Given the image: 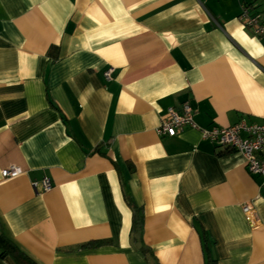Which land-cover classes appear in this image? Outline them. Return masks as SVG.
<instances>
[{"label": "crops", "instance_id": "0c3cea01", "mask_svg": "<svg viewBox=\"0 0 264 264\" xmlns=\"http://www.w3.org/2000/svg\"><path fill=\"white\" fill-rule=\"evenodd\" d=\"M243 4L264 21V0H0V170L23 168L0 174V234L39 264H264V179L156 130L184 102L203 128L262 121Z\"/></svg>", "mask_w": 264, "mask_h": 264}, {"label": "built area", "instance_id": "2783aa9c", "mask_svg": "<svg viewBox=\"0 0 264 264\" xmlns=\"http://www.w3.org/2000/svg\"><path fill=\"white\" fill-rule=\"evenodd\" d=\"M239 18L244 26L251 28L254 33L264 36V21L249 12V6L243 4ZM110 71L105 72L106 78H110ZM185 125H190L200 130L202 137L216 141L218 144L240 152L244 157V165L248 173L259 175L264 179V118L258 123H247L240 120L225 127L203 128L193 120V111L188 102L181 105V111L173 107L167 108V115L157 127L159 134L175 135ZM23 172V168L16 164H9L0 170L2 177H15ZM42 190L50 189L52 182L49 176H43L39 181ZM36 189L37 183L32 182ZM244 218L254 227L258 224L253 207L242 205Z\"/></svg>", "mask_w": 264, "mask_h": 264}, {"label": "trees", "instance_id": "16d2710c", "mask_svg": "<svg viewBox=\"0 0 264 264\" xmlns=\"http://www.w3.org/2000/svg\"><path fill=\"white\" fill-rule=\"evenodd\" d=\"M141 227V215L135 213L132 220V231ZM12 256L19 264H39L30 258L5 234H0V256ZM206 264H215V260L207 256Z\"/></svg>", "mask_w": 264, "mask_h": 264}]
</instances>
